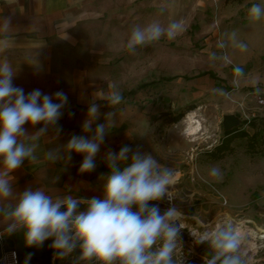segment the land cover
<instances>
[{
    "label": "rangeland",
    "instance_id": "rangeland-1",
    "mask_svg": "<svg viewBox=\"0 0 264 264\" xmlns=\"http://www.w3.org/2000/svg\"><path fill=\"white\" fill-rule=\"evenodd\" d=\"M114 1L107 0L108 6ZM116 1L123 8H138L134 21L128 20L131 12L124 14V32L116 46L121 53L106 71L107 82L118 84L123 101L114 107L103 101L100 107L96 123H104L109 111L114 116L106 122L110 132L95 170L79 172L81 154L72 153L68 161L46 157L42 188L53 196L102 198L101 175L108 172L103 157L109 149L118 152L127 145L133 152L153 155L177 173L172 205L184 214L181 255L186 264H204L210 251L207 243H195L192 232L199 236L226 218L239 230L247 264H264V17L257 21L248 15L252 4L264 8V0H133L135 5ZM173 20L183 23L175 39L163 37L134 53L127 50L134 27L153 21L167 26ZM240 42L247 44L246 51L236 47ZM236 67L243 69L242 75L234 72ZM227 113L240 119L232 127L239 133L219 157H213L211 152L226 136L221 119ZM83 120L61 117L62 130L47 152L63 153V144L72 135L83 134ZM212 167L221 173L219 179L208 175ZM151 203L161 214L172 206L167 199ZM0 240L2 249L17 251L19 264L28 253L33 254L29 264H73L79 254L77 249L70 257L54 259L48 247L51 240L41 248L27 247L23 231Z\"/></svg>",
    "mask_w": 264,
    "mask_h": 264
},
{
    "label": "clouds",
    "instance_id": "clouds-1",
    "mask_svg": "<svg viewBox=\"0 0 264 264\" xmlns=\"http://www.w3.org/2000/svg\"><path fill=\"white\" fill-rule=\"evenodd\" d=\"M164 11L165 6L161 5L160 13ZM248 15L258 21L264 17V8L252 4ZM56 27L63 33L61 39H70L66 32L70 25ZM8 29L6 20L3 30ZM182 31L183 23L176 20L167 26L159 21L136 26L126 41V48L134 53L138 47L163 37L175 39ZM3 43L8 46L7 41ZM236 47L243 52L248 46L240 42ZM234 72L242 75L243 69L236 67ZM15 76L11 63L7 59L0 61V220L6 225L0 236L23 231L25 245L36 248L51 240L48 247L53 250L54 259L70 257L78 249L73 264H186L181 255L184 214L172 205L177 173L151 154L133 152L127 145L118 152L109 149L103 157L108 172L101 175L104 178L102 198L53 196L42 187L14 192L11 174L26 160H37L36 141L50 128L59 135L62 129L58 121L68 104L67 94L61 90L52 95L40 89L25 94L22 87L13 83ZM97 100L114 107L123 101V94L114 81L107 82V90L95 92L81 125L83 134L72 135L63 144V153L59 149L48 151L47 159L68 161L72 153L81 154L79 172L87 174L95 170L97 155L110 132L106 122L114 116L109 111L104 114V123H96L101 115ZM25 124L43 126L29 134ZM162 159L167 160L164 156ZM208 175L219 179L221 173L212 167ZM165 199L172 206L161 214L159 206L151 202ZM192 234L196 237L195 243L208 244L210 251L203 257L204 264H247L239 230L231 218L223 219L213 230L199 236ZM32 255H26L24 264H29ZM12 256L15 261V253Z\"/></svg>",
    "mask_w": 264,
    "mask_h": 264
},
{
    "label": "crops",
    "instance_id": "crops-1",
    "mask_svg": "<svg viewBox=\"0 0 264 264\" xmlns=\"http://www.w3.org/2000/svg\"><path fill=\"white\" fill-rule=\"evenodd\" d=\"M133 3L127 1L128 5ZM124 14L131 15L128 20L134 21L138 8H123L122 2L116 0L110 6L107 0H0V61L7 59L11 63L16 70L13 83L25 94L34 89L49 95L61 90L68 97L61 117L83 120L94 93L107 90V65L115 63L121 53L116 46L124 32ZM6 20L7 32L3 30ZM58 24L71 26L66 29L69 40L60 38L63 33L58 31ZM110 45L113 48H108ZM96 102L104 106L103 101ZM42 126L24 127L33 134ZM55 135L48 131L40 137L36 141L37 160H26L11 174L14 192L35 190V185L42 187L48 144ZM5 226L0 220V232Z\"/></svg>",
    "mask_w": 264,
    "mask_h": 264
},
{
    "label": "trees",
    "instance_id": "trees-1",
    "mask_svg": "<svg viewBox=\"0 0 264 264\" xmlns=\"http://www.w3.org/2000/svg\"><path fill=\"white\" fill-rule=\"evenodd\" d=\"M224 132L226 133V136L224 137V139H222V141L220 142V144H218L215 147L214 152H211V156H213V157H219L220 152L223 151L225 148H227V146L229 145V142L235 136H237V134L239 133V131H238L237 128H231V129H228V130H224ZM242 133L244 134V132H242Z\"/></svg>",
    "mask_w": 264,
    "mask_h": 264
},
{
    "label": "built area",
    "instance_id": "built-area-1",
    "mask_svg": "<svg viewBox=\"0 0 264 264\" xmlns=\"http://www.w3.org/2000/svg\"><path fill=\"white\" fill-rule=\"evenodd\" d=\"M13 253H15V261H13ZM0 264H19L17 251L13 248L2 249L0 252Z\"/></svg>",
    "mask_w": 264,
    "mask_h": 264
},
{
    "label": "water",
    "instance_id": "water-1",
    "mask_svg": "<svg viewBox=\"0 0 264 264\" xmlns=\"http://www.w3.org/2000/svg\"><path fill=\"white\" fill-rule=\"evenodd\" d=\"M240 122V119L231 113L223 114L221 119V124L224 130H228L235 127Z\"/></svg>",
    "mask_w": 264,
    "mask_h": 264
},
{
    "label": "bare ground",
    "instance_id": "bare-ground-1",
    "mask_svg": "<svg viewBox=\"0 0 264 264\" xmlns=\"http://www.w3.org/2000/svg\"><path fill=\"white\" fill-rule=\"evenodd\" d=\"M193 129H194V126H190V132H192Z\"/></svg>",
    "mask_w": 264,
    "mask_h": 264
}]
</instances>
